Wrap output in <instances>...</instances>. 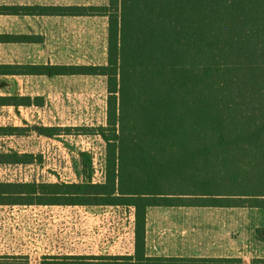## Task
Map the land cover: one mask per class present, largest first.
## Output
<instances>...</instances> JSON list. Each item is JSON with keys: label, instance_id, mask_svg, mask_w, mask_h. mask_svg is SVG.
<instances>
[{"label": "trees", "instance_id": "obj_1", "mask_svg": "<svg viewBox=\"0 0 264 264\" xmlns=\"http://www.w3.org/2000/svg\"><path fill=\"white\" fill-rule=\"evenodd\" d=\"M26 13L107 20L103 65H0V77L105 78V125L75 128L104 142V180L93 183V158L78 152L77 182H0V206L133 208V256L101 257L99 264L203 262L145 257L149 207L264 210V0H107L36 5ZM42 101L0 97V107H42ZM29 130L48 139L72 131L0 127V137ZM37 160L0 152V166Z\"/></svg>", "mask_w": 264, "mask_h": 264}, {"label": "rangeland", "instance_id": "obj_2", "mask_svg": "<svg viewBox=\"0 0 264 264\" xmlns=\"http://www.w3.org/2000/svg\"><path fill=\"white\" fill-rule=\"evenodd\" d=\"M106 3L107 0H0V8L10 9L0 12V65H103L106 18L38 17L25 14V9L36 5ZM3 36H20L25 40L5 42ZM0 97H11L14 102L36 97L43 100L42 107L3 106L0 126L13 121L19 124L25 119L72 130L70 135L54 139L38 140L30 133L25 135L28 139L0 138V152L15 147L40 157V161L28 166L0 167V182H77L72 159L78 152L91 154L97 175L103 170L104 142L94 131L77 132L75 128L95 130L105 125V78L0 77ZM105 209L100 213L56 207L30 212L6 210L0 214V264H99L98 258L123 256L130 246L131 222L127 218L131 210Z\"/></svg>", "mask_w": 264, "mask_h": 264}, {"label": "crops", "instance_id": "obj_3", "mask_svg": "<svg viewBox=\"0 0 264 264\" xmlns=\"http://www.w3.org/2000/svg\"><path fill=\"white\" fill-rule=\"evenodd\" d=\"M2 109L3 107H0V112ZM8 118L10 119V117ZM34 126L44 125L24 119L19 121V124L13 121L8 126L0 127L26 129ZM27 133L33 134L38 140L47 139L37 135L33 130H29ZM25 135L0 138L22 137L28 139L29 137ZM10 151L34 155L33 152L21 151L15 147ZM53 207L84 209L59 206H0V214L5 213L6 210L10 212L15 208L21 212H30L40 208ZM119 208L108 207L109 210L115 211L120 210ZM126 209L131 210L129 214L134 213L133 208ZM128 228L131 229L130 246L128 251L121 255L133 256L134 222L129 223ZM144 254L148 259L203 261L198 264H264V210L215 207H149L145 215ZM211 261L213 263H210Z\"/></svg>", "mask_w": 264, "mask_h": 264}, {"label": "built area", "instance_id": "obj_4", "mask_svg": "<svg viewBox=\"0 0 264 264\" xmlns=\"http://www.w3.org/2000/svg\"><path fill=\"white\" fill-rule=\"evenodd\" d=\"M93 170H94L93 179H92L93 183H101V182H103V180H104V166H103V170L100 171V173L98 175H97V171L95 169H93ZM127 220L130 221V222H134V213H132V214L130 213L128 218H127Z\"/></svg>", "mask_w": 264, "mask_h": 264}]
</instances>
